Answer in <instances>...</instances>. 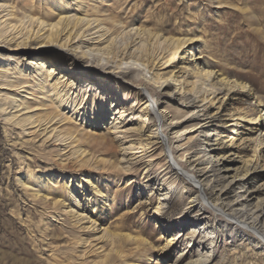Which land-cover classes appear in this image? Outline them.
<instances>
[{
    "label": "rangeland",
    "instance_id": "1",
    "mask_svg": "<svg viewBox=\"0 0 264 264\" xmlns=\"http://www.w3.org/2000/svg\"><path fill=\"white\" fill-rule=\"evenodd\" d=\"M20 2L0 0L3 7L0 11L10 4L18 11L16 16L23 18ZM32 3L38 6L33 13L40 23L49 25L57 20L56 13L42 9L43 4L60 7L69 27L76 24L74 28H80V33L90 30L88 34L93 33L92 37L102 34V39L114 36L117 50L133 46L141 51L136 56L147 54L145 59L149 60L168 56L170 47L164 38L191 39L190 47L187 45L168 57L172 69L178 70L170 83L186 92L168 98L166 92H159L147 82L150 74L144 75L142 71L135 83L131 75L122 78L118 71L128 66L114 69L119 63L118 58H112L114 55L109 56L110 62L114 61L111 69L102 74L79 71L87 60L80 61L78 68L74 66L75 73H67L65 54L81 56L77 53L80 50L73 53L48 44L42 49L35 48L36 51H32V45L12 52L1 46L0 71L7 67V73L0 74V86L4 87L0 89L1 105L6 107L4 97L14 95L12 90L21 78L16 70L24 71L21 65L30 68L40 56L37 60L45 62L50 73L74 84L71 92L45 88L50 98L61 94L56 100L69 102L62 113L76 116L73 126L56 123L54 132L69 139L64 143L79 140L72 150L71 143L66 144L67 149L59 146L60 137L55 138L54 132L51 139L42 142L45 138L42 127L34 128L37 131L31 139L28 133L34 126L24 128L30 130L13 128L7 121L9 111L14 112L10 108L0 114V264H264V242H259L251 231L237 230L238 227L223 222L224 217L218 212L220 203L215 202L216 208H211L214 191L209 190L206 196L209 199L205 198L201 206L191 203L196 184L179 175L193 173L198 166L207 167L196 165L190 158L205 146L204 136L195 132V119L185 120L191 109L205 108L202 118H208L206 129L213 130L222 142L224 164L237 168L238 176H247L245 183L234 191L236 194H230V199L249 195L248 199H252L249 203L264 207V0H32ZM75 44L78 43H72ZM35 53L38 54L33 58ZM190 58H198L195 62L202 70L226 76L228 83H235L238 88L228 94V88L218 86L221 90L208 97L198 78L199 90L190 91V82L196 80ZM13 67H17L14 73ZM132 67L139 74V65ZM112 72L116 75H111ZM221 78L211 77L207 84L219 85ZM126 81L129 85L119 86ZM85 82L90 86L83 89ZM134 86L147 88L154 109L148 111L145 105L137 104L143 96L135 94ZM83 91L92 99L86 101L84 97L82 101ZM39 92L37 89L35 95ZM99 96L107 107L116 102L114 111L124 114L116 121H123V130L135 133L125 138L112 129L114 115L100 120L104 116H100L103 109L96 105ZM186 105L189 107L185 108ZM73 108L78 109L74 112ZM251 118L261 121L250 125ZM99 120V126L91 129L90 123ZM176 120L184 121L172 124ZM74 128L77 131L69 134V129ZM156 129L164 148L156 143ZM129 140L141 147L130 150L126 144ZM167 153L173 154L171 163L181 172H170L167 161L171 158H165ZM43 177L47 179L45 188L36 184ZM91 186L97 189L93 191ZM76 214L84 217V221H77ZM86 220L94 221V230L83 228L88 227ZM103 229L107 232L98 238Z\"/></svg>",
    "mask_w": 264,
    "mask_h": 264
},
{
    "label": "bare ground",
    "instance_id": "2",
    "mask_svg": "<svg viewBox=\"0 0 264 264\" xmlns=\"http://www.w3.org/2000/svg\"><path fill=\"white\" fill-rule=\"evenodd\" d=\"M12 1L13 0H2V2H7V3H12ZM20 4L22 5V7L20 9L23 10L24 15H25L23 18H19L18 16H16V13L18 11L14 10V6L11 7L10 4H8V7H7L8 11H7V8H4L3 10L0 11V14L1 13L4 14V12H6V14L0 16V20L7 18L3 21H0V44L2 43L0 45V47L2 46L3 48H5V50H6V48H10L9 51L13 52V51L18 50L19 48H24L25 46H32L33 45L34 48H32V49H34V50H32V51H36L37 49H42V48L46 47L48 44L50 46L55 45L56 49L65 48V51L70 50L71 52L73 51V53H75L74 50H78V51L80 50V52H77V53H80L81 56L76 55V57L73 54L71 55L69 53L67 55L63 52L66 55L65 62L68 65L67 73H69V72L75 73L74 66L76 68H78L77 66L81 63L80 61L87 60L88 63L85 66H82V68H80L79 71L84 70V71H82L84 74H88V73L93 71L96 75L104 73V70L111 69V64L114 63V61L110 62L109 56L114 55V56H112V58H114V59L118 58L116 60L119 61L118 64L115 63L116 65H115L114 69H122L121 68L122 65L128 66V67H125L124 70L118 71V72H120L122 78H127L128 76L131 75L132 80L135 83V81L140 80L139 75H140V73L143 72L144 75L150 74V79L147 82L150 85H152L153 87H156L159 90V92H161V93L166 92L165 95L168 98H171V96L174 97L176 95H180L181 93L186 92L185 90L183 92H181L180 86L175 85V87H174V85L172 83H170L172 80V77L175 76L176 73H178V70L172 69V67H171L172 60L170 59L171 58L170 55H175L180 50H182L187 45H189L190 42L192 41L191 39H187V38L174 39L171 37L170 38H164V41H166L168 43V47H170V53L168 54V56L161 57V58L152 57L151 60H149L148 58L145 59V57H147V54H142V55L139 54L138 56H136L137 53L141 52V51H139V49H137V48L133 49V46H131V47L126 46L125 49H122V50L119 49L120 51L117 50V48L115 46V45H117V44H115L116 38L114 39L113 38L114 36L113 37L109 36V37H111L110 39H108V38L102 39V37H101L102 34L98 35L96 37L91 36L93 33L88 34L90 32L89 29H88L89 30L88 32L80 33V30H79L80 28L79 29L74 28L76 24L75 25L73 24L69 27L68 23L66 24V21L68 18L65 17V15L63 16V14H62L63 10L62 9L60 10V7H59V9L58 8L56 9V8H53L52 5H50V7H49L47 4H43L41 6L42 9H46L50 13L52 12V13L57 14L56 15L57 20L54 23L46 25L43 22L40 23L39 22L40 20L38 21V18L35 17V14L33 13V11H35V7H38V6L33 5L32 0H21ZM80 5H82V4H80ZM80 5H77V7ZM1 7L2 6H0V9L3 8V7L2 8ZM62 7H64V6H61V8ZM25 18H28V20L26 21V23L28 24L27 26L25 25L26 23H24V21H23ZM35 21H37V22L35 23ZM67 22H69V21H67ZM88 22L89 21H87V23ZM77 41H79V42H77ZM72 43H78V44L72 45ZM10 44H12L13 46H9ZM188 47H190V45ZM35 48H37V49H35ZM37 54L38 53L33 54V58H35V56H37ZM188 54L190 55L191 52H189ZM168 57H170V58H168ZM37 59H41V57L37 56L36 61H34L32 65H30L31 66L30 68H28L27 65H26L27 68H25V65H21V68H23L24 71H21L19 69L16 70L19 77H21V78H18V80L16 81V84H15V89L12 90L14 95L4 97L5 98L4 100H6L7 106L3 107V105H1V103H0V114L1 115L5 114L7 109L10 108L11 110H14V112L11 114V111H9V113H8L9 118L8 119L6 118V119L8 122L11 123V126L13 128H15V126H19L20 128L24 129L26 126H34V127H32L33 131H30L28 133V136L31 137V139L35 138L34 133H36V131H37L34 128L38 127V129H39L40 127H42L43 129L41 132L45 131L44 136H43L45 138L42 140V142H43L44 140L49 139L51 137V134L54 132V130H56L55 128H57V127H54V125L56 123L57 124L62 123L61 126H68L70 128V126H73V123L76 122L75 121L76 116H73L74 114L67 116L68 113H66V112L62 113V110H64L63 107L65 106V108H67L68 105H66V104H69V102L63 103L62 101L56 100L57 96L61 95V94H59V92H58L59 95H57L53 98H50L47 95L48 92H45V88L50 86V87H52V90L58 88L59 91L65 90V91L71 92L72 89L74 88V86H73L74 84L73 83L68 84L67 80H65V79L63 80L62 76L56 75L54 73L53 74L50 73V70H48L49 68L47 67L45 62L38 61ZM197 59L198 58H194V59L190 58L189 59V62L190 61L194 62L193 63L194 65H193V67H191V69L193 71V74H195L194 77L196 78V80H193L190 82V86H192L190 91L195 89L194 92H197V90H199V88H197L198 86L196 85V83L197 84L199 83L197 81L198 78L200 80H202L201 86H205V88L203 90L207 93L208 97L211 96V94L218 92L221 87H224V89L228 88V94L230 93V91L234 92L238 88L235 83H232V82L228 83L229 81L226 78V76L213 73L212 70H209V71L208 70L207 71L202 70L200 68L199 64H197L195 62V61H197ZM0 60H1V57H0ZM28 60H30V59L28 58L27 61ZM16 63L19 64V61ZM93 63H96V66L95 65L93 66ZM136 64L139 65V67H138L139 68L138 69L139 74H135L134 68L132 67ZM8 65H10V64H8ZM142 67H143V69H142ZM5 68H7V67L1 68L0 74H6L7 73ZM15 68H17V67H13V69H12L13 73L15 72L14 71ZM112 74H113V76H115L116 72L115 73L112 72L111 75ZM166 76H168V77H166ZM216 76L222 77L220 79L219 85H216L215 82L207 84L208 80L211 77H216ZM114 78L116 79V77H114ZM126 83H127V81L123 82V83L121 82V84L119 86L125 87L126 85H129L128 83L127 84ZM33 84L36 86H33ZM89 86H90V83L85 82L84 84H82L81 88L83 87V89H84V87L86 88ZM131 86H132V84H131ZM218 86L220 87L219 89H218ZM34 87H36L37 89L40 90V92L37 95H35L37 92V89H35ZM134 87H135V89H137V92H135V94L140 93V95L143 96V98L140 99V101L139 100L137 101V104L140 103V105H145L144 107L148 111L150 108H151V110H152V108L154 109V107H156V106H154L153 103H151V100L148 98L149 92H148L147 88L144 86H142V87L134 86ZM167 87L168 88L170 87V89L169 90L166 89ZM0 89H4V87L0 86ZM200 89H202V88H200ZM22 92H24L25 95L21 94ZM73 94H74V92L71 95H73ZM82 94H83L82 95V101L84 100V97H85L86 101H88V98H90V100L92 99L91 97H89V95H88V97L86 96L85 91H83ZM19 97H21V99ZM45 97L47 98L46 101H44ZM60 97H58V98H60ZM184 102H186V100ZM96 105L98 108H101V110L103 109V112L100 116L101 117L104 116V117L101 118L100 120L101 121L105 120L106 117L114 115L115 117H113V119H115V122L113 124L114 126H111L112 129L116 130V132H118V133L124 134L125 138H127V137L129 138V135H127V134H131L132 133L131 130H123V128H124L123 121L122 122L116 121V119H118L124 115L122 111H114V109L116 108V102L114 101L112 103H109L108 107H107L106 101L102 97L99 96L96 99ZM136 105H134L135 108L137 107ZM187 105L184 107L185 108L189 107ZM104 108H105V110H104ZM77 109L73 108L72 111L76 112ZM204 110H205V108H202L199 110H198V108L196 110L191 109V111H188V114H187L189 117H187L185 119V120L192 119V118H193V120L195 119L197 121V128H195V132L197 134H199V133L203 134L202 136H204V145L205 146L200 147L195 152H193V154H192V156H190V158L193 159L192 162L193 161H194V163L197 162L196 165H198V164H201V165L206 164L207 165V167H205L203 169H200L198 166V168L193 173L182 172L179 174V175L183 176L184 178L188 179L189 181H191L192 183L196 184V186H195L196 190L194 192V198L191 199V203L198 204V206L199 205L201 206L200 203L205 200L206 196L207 197L209 196V190L214 191V193H213L215 195V198H213L214 199V205H211V208H212V210H214L216 208L215 202L220 203V208L218 209V212H220L221 215L224 217V218H222L223 222L230 224L232 226L238 227L237 230L242 229V230L251 231L253 234L255 233L257 238H259V240H260L259 242H264V207L260 208V206H261L260 203L259 204L256 203L253 205L251 203H249L252 200V199H248L250 197L249 195L246 196L245 198L241 197L240 195H238V196L235 195V196H233V199H230V194L233 193L234 191H236L237 189H239L240 185L242 183H245V181L247 180V176H241V177L238 176L237 168H231V166L224 164L225 159H224V156H222V152H221V150L223 148L222 144H221L222 142H220L219 139L215 136V133L213 132V130H207L206 129L207 127H209V125H208L209 121H207L208 118H202L204 116V112H205ZM34 111H39V112L33 114ZM30 114H32V115H30ZM85 114L87 115V113H85ZM85 114H82V115H85ZM34 115H36V116L34 117ZM58 115H61L62 117L59 118ZM158 116H161V115H158ZM33 117H34V119H33ZM134 117L136 118L137 116H134ZM139 117L140 116H138V118ZM55 118H57V119H55ZM55 120H58V121H55ZM100 120L99 121H93V123H90V128L93 129V128L97 127V125H98L97 123H100ZM145 121H146V119H145ZM182 121H184V120H180V121L176 120L172 124H178ZM249 121H250L249 124L251 125L252 123H256L258 121H261V119L256 120V119L251 118V119H249ZM172 124L170 123V125H172ZM91 125H93V126H91ZM24 130H30V129H24ZM76 131L77 130L75 128L73 129V131L71 129H69L68 133L74 134V132H76ZM133 133H135V132H133ZM155 133H156V140H157L156 143L159 144V146L161 148H164L163 145L165 143H164L163 139L161 138V136L158 135V134H160V131L156 129ZM54 134H55V132H54ZM59 134H55V138H57L58 136L60 137ZM77 135H79V134H77ZM77 135H76V137H77ZM71 136L72 135H70L69 138H71ZM200 137H201V135H200ZM67 140H69V139H65L63 137H60L59 139H57V141H59V146L63 147L64 149H67L66 147L68 145H66V144L71 143V142L64 143ZM78 140H79V138H76V139H74V141H72L71 145L69 146L71 150L73 149L72 145ZM86 141H88V138L86 139ZM126 142H127L126 144H129L130 150H133V149L135 150V149L141 147V146H139V144H133L131 140L126 141ZM121 144H122V142H121ZM130 145H132V146H130ZM218 149H219V151H218ZM123 150H124V148H123ZM126 153H127V151H126ZM172 155H173L172 153H167V155L165 156V158H171L169 160L166 159V161L168 160L167 165H168L170 172H172V173L174 171L175 172L176 171L181 172L177 167L174 166V164L171 163L172 159H174L172 157ZM77 158H78V156H77ZM127 161H128V159H127ZM210 164H212V165H210ZM209 165L211 167L208 168ZM236 177H238L239 179L234 180ZM233 180H234V182H233ZM237 181L239 182V184L236 183ZM232 182H233V184H232ZM37 183H40V186L42 188H45L48 186L47 185V179L44 177L41 179L38 178L36 180V184ZM221 183H223L222 184L223 186L221 185ZM49 187H50V185H49ZM91 187L93 188V191H95L97 189V187H94V186H91ZM37 192H39V191H37ZM234 194H236V193L234 192ZM35 196H36V194H35ZM39 196H41V195H39ZM206 199H209V198H206ZM75 216L78 218L77 221L82 222L85 219L84 217L82 218V216L79 214H76ZM84 223L88 227H83V228H85V229H91L92 228V230H94V228H95L93 225L94 221L86 220ZM101 232L102 233L100 236L98 235V238H100L103 235V233L107 232V231H105V229H103V230H101ZM99 233H100V231H99ZM114 236L115 235H112V237H114ZM113 241L114 240H112V242ZM110 243H111V241H110ZM262 246L264 247V244ZM117 253H119V252H117ZM121 257H122V255H121Z\"/></svg>",
    "mask_w": 264,
    "mask_h": 264
}]
</instances>
